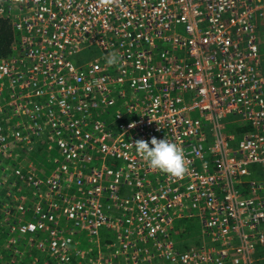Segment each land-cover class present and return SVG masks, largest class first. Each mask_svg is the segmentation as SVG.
Instances as JSON below:
<instances>
[{
  "label": "built area",
  "instance_id": "2783aa9c",
  "mask_svg": "<svg viewBox=\"0 0 264 264\" xmlns=\"http://www.w3.org/2000/svg\"><path fill=\"white\" fill-rule=\"evenodd\" d=\"M0 19V211L27 264L264 260V0H0ZM153 137L181 177L137 154Z\"/></svg>",
  "mask_w": 264,
  "mask_h": 264
},
{
  "label": "clouds",
  "instance_id": "9594fccd",
  "mask_svg": "<svg viewBox=\"0 0 264 264\" xmlns=\"http://www.w3.org/2000/svg\"><path fill=\"white\" fill-rule=\"evenodd\" d=\"M134 145L137 154L147 162L149 167L175 177H181L185 173V158L177 144L164 138L157 140L153 137L148 141L137 140Z\"/></svg>",
  "mask_w": 264,
  "mask_h": 264
},
{
  "label": "trees",
  "instance_id": "16d2710c",
  "mask_svg": "<svg viewBox=\"0 0 264 264\" xmlns=\"http://www.w3.org/2000/svg\"><path fill=\"white\" fill-rule=\"evenodd\" d=\"M12 39L13 33L10 28L9 22L7 20L0 19V59L9 57L11 55L12 51L10 49V44L12 42ZM2 219L3 214L0 211V264L1 262L9 261V259H12V257L13 259H15L18 256L15 255L11 257V252L8 251L9 248L6 246L7 242L10 240H15L17 248L20 251L24 252V255L21 256V260H23L22 264H27L28 260H31L34 256H36L35 252H37V250L34 246L32 247L31 245H23V241H25V239L22 237V235L17 233H10L9 227L6 228L5 224H3ZM261 262L264 263V260Z\"/></svg>",
  "mask_w": 264,
  "mask_h": 264
},
{
  "label": "rangeland",
  "instance_id": "374dc122",
  "mask_svg": "<svg viewBox=\"0 0 264 264\" xmlns=\"http://www.w3.org/2000/svg\"><path fill=\"white\" fill-rule=\"evenodd\" d=\"M261 31H263V27L260 26ZM101 57V52L99 51V49L97 47H90L88 49H85L79 53H67L66 54V59L67 61L74 65V66H78L81 64V62H85V61H93V60H98ZM231 118L230 117H225L224 121H229ZM53 154V153H52ZM55 157H58L57 154H53ZM44 164H46L45 162H43ZM2 167L5 168V173H2L1 169H0V180L3 183V186H0V190L6 189L7 186L6 184L11 183L13 181V178L11 176H8V173L10 171L9 168V164L8 161H4L2 163ZM48 174V172L46 173V175ZM47 177H42L43 181H45ZM43 187H41L40 189H42ZM33 190L32 189H26L25 187H22V192L20 193V195L26 196V197H31ZM196 223L192 224L190 231L191 232H197L200 233V227H198L197 230L194 229ZM193 240H197V239H193ZM191 243H186V245H190ZM20 257H16L14 260L15 261H20ZM1 264H6V262H1ZM258 264H264L263 262H258Z\"/></svg>",
  "mask_w": 264,
  "mask_h": 264
},
{
  "label": "crops",
  "instance_id": "0c3cea01",
  "mask_svg": "<svg viewBox=\"0 0 264 264\" xmlns=\"http://www.w3.org/2000/svg\"><path fill=\"white\" fill-rule=\"evenodd\" d=\"M44 155H45V154L42 153V154H40V155H38V156L36 157L37 165H38V166L40 165L41 162L43 163V162L46 160V158L42 157V156H44ZM45 163H46V162H45ZM48 163H50V162H48ZM39 170H42V169L39 167ZM192 241H194V240H189V242H192ZM29 261H31V260H28L27 262H29Z\"/></svg>",
  "mask_w": 264,
  "mask_h": 264
}]
</instances>
